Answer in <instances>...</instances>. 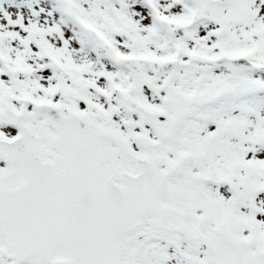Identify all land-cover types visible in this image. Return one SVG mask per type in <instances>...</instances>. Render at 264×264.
Wrapping results in <instances>:
<instances>
[{
	"label": "snow or ice",
	"instance_id": "1",
	"mask_svg": "<svg viewBox=\"0 0 264 264\" xmlns=\"http://www.w3.org/2000/svg\"><path fill=\"white\" fill-rule=\"evenodd\" d=\"M0 264H264V0H0Z\"/></svg>",
	"mask_w": 264,
	"mask_h": 264
}]
</instances>
